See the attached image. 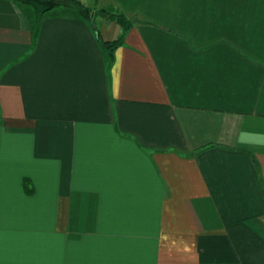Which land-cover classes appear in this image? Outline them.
<instances>
[{"label": "crops", "instance_id": "crops-1", "mask_svg": "<svg viewBox=\"0 0 264 264\" xmlns=\"http://www.w3.org/2000/svg\"><path fill=\"white\" fill-rule=\"evenodd\" d=\"M78 1L0 0V264H264V0Z\"/></svg>", "mask_w": 264, "mask_h": 264}, {"label": "trees", "instance_id": "trees-1", "mask_svg": "<svg viewBox=\"0 0 264 264\" xmlns=\"http://www.w3.org/2000/svg\"><path fill=\"white\" fill-rule=\"evenodd\" d=\"M19 3L20 6L33 7L34 13L37 9L41 11V16L53 11L56 8L69 6L73 9L81 18H83L89 25H91L95 30H97L96 22L98 19H108L109 21L116 22L122 29V34L115 40L104 41L99 36V42L102 47L108 51V53L114 52L117 48L124 44L125 35L128 33L137 20L130 19L124 13L116 8H101L88 7L83 5L78 0H14ZM97 3V0H96ZM36 8L39 7V8Z\"/></svg>", "mask_w": 264, "mask_h": 264}, {"label": "rangeland", "instance_id": "rangeland-1", "mask_svg": "<svg viewBox=\"0 0 264 264\" xmlns=\"http://www.w3.org/2000/svg\"><path fill=\"white\" fill-rule=\"evenodd\" d=\"M35 8H36V6H35ZM37 8H39V7H37ZM37 8H36V9H37ZM62 8H63V10L67 9V12H70V9H71L69 6H65V7L56 8V9H54L53 11H54V12H57L59 9H62ZM72 10H73V9H72ZM53 11H51V12H53ZM73 11H74V10H73ZM36 12L38 13V18L43 17V16H41V11H40V10L37 9ZM74 12H75V11H74ZM49 13H50V12H49ZM35 17H36V16H35ZM100 20H101V19H98L97 22H100ZM97 22H96V24H98ZM25 181H26V183H25ZM25 181H24V186H26V187L29 186V189H28V190H30V192H33V191H32L33 189H32V187H31V185H30L31 183H29L27 180H25Z\"/></svg>", "mask_w": 264, "mask_h": 264}]
</instances>
